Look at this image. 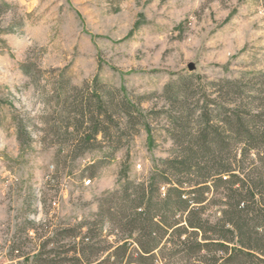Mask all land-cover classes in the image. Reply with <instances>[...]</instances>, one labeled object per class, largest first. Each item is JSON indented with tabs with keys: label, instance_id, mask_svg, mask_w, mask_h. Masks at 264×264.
<instances>
[{
	"label": "rangeland",
	"instance_id": "374dc122",
	"mask_svg": "<svg viewBox=\"0 0 264 264\" xmlns=\"http://www.w3.org/2000/svg\"><path fill=\"white\" fill-rule=\"evenodd\" d=\"M263 72L264 0H0V264H73L101 198L172 154L168 82L212 108L211 82ZM91 90L143 117L79 154L65 122Z\"/></svg>",
	"mask_w": 264,
	"mask_h": 264
},
{
	"label": "trees",
	"instance_id": "16d2710c",
	"mask_svg": "<svg viewBox=\"0 0 264 264\" xmlns=\"http://www.w3.org/2000/svg\"><path fill=\"white\" fill-rule=\"evenodd\" d=\"M210 85L212 108L194 99L195 84L164 86L172 154L156 160L145 180H129L101 198L97 219L73 249V264H264V72ZM78 97L77 116L65 130L79 154L98 135L120 137L122 119L134 128L143 117L126 95L117 104L92 90ZM213 192L217 201L208 197ZM211 206L219 207L217 215ZM105 224L135 233L136 246L108 242ZM163 245L169 256L158 258ZM100 252L107 254L98 259Z\"/></svg>",
	"mask_w": 264,
	"mask_h": 264
},
{
	"label": "built area",
	"instance_id": "2783aa9c",
	"mask_svg": "<svg viewBox=\"0 0 264 264\" xmlns=\"http://www.w3.org/2000/svg\"><path fill=\"white\" fill-rule=\"evenodd\" d=\"M140 168V166L138 165ZM91 183V179L84 180V185H89ZM53 205H55V202H53Z\"/></svg>",
	"mask_w": 264,
	"mask_h": 264
},
{
	"label": "water",
	"instance_id": "95a60500",
	"mask_svg": "<svg viewBox=\"0 0 264 264\" xmlns=\"http://www.w3.org/2000/svg\"><path fill=\"white\" fill-rule=\"evenodd\" d=\"M188 69H189V70H193V69H194V65L191 64V63H189V64H188Z\"/></svg>",
	"mask_w": 264,
	"mask_h": 264
}]
</instances>
